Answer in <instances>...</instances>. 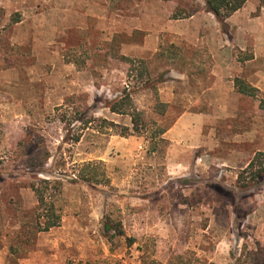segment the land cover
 Here are the masks:
<instances>
[{
	"label": "rangeland",
	"instance_id": "374dc122",
	"mask_svg": "<svg viewBox=\"0 0 264 264\" xmlns=\"http://www.w3.org/2000/svg\"><path fill=\"white\" fill-rule=\"evenodd\" d=\"M87 1L103 18L51 35L43 21L55 7L62 19L70 0H0V264H264V187L236 189L264 153V0H248L224 24L205 0ZM140 13L161 16L171 32L195 16L199 41L165 32L140 56L129 44L145 35L130 32ZM15 14L31 18L21 40ZM236 79L256 96L240 95ZM124 92L142 136L102 123L131 127L107 108ZM76 118L96 120L81 133ZM24 138L48 152L50 178L63 182L60 226L37 235ZM88 162L103 164L106 184L71 181ZM107 220L124 236L109 241Z\"/></svg>",
	"mask_w": 264,
	"mask_h": 264
},
{
	"label": "trees",
	"instance_id": "16d2710c",
	"mask_svg": "<svg viewBox=\"0 0 264 264\" xmlns=\"http://www.w3.org/2000/svg\"><path fill=\"white\" fill-rule=\"evenodd\" d=\"M248 0H205V10L211 13L219 23L224 22L233 14L241 10ZM13 23L19 22V15L15 14ZM118 61L123 63L127 68L128 74L134 71L133 61L120 55ZM138 77L143 78L146 74V68L142 65L138 71ZM235 88L241 95L255 97L257 90L245 83L241 79L235 80ZM107 108L111 113L118 115H126L130 117L131 127H124L102 120L103 124H107L110 128H118V135L121 137L142 136V118L141 113L136 110L133 105L131 95L123 93L122 96L107 104ZM96 118H76L75 121L80 125L81 133L89 128V125ZM166 130H161L159 135L162 136ZM81 136H77L73 142L78 143ZM21 148L30 149L29 154L21 160V168L29 175L32 182L27 186L34 194L36 200V208L34 211V222L31 224L32 234L48 232L49 230L59 227L62 219L61 194L63 190V182L60 178L54 177L52 169L47 168L50 156L47 151L39 149L35 141L26 142L25 138L21 140ZM101 162H88L80 165L81 170L74 176L72 182L79 181L86 184L104 185L108 182ZM255 187H264V153L258 152L249 161L247 166L239 172L236 179V189L239 192H249ZM102 231L104 236L113 241L115 238L123 237L124 233L120 222L113 223L110 220L104 222ZM133 238H126L128 247L135 244Z\"/></svg>",
	"mask_w": 264,
	"mask_h": 264
},
{
	"label": "crops",
	"instance_id": "0c3cea01",
	"mask_svg": "<svg viewBox=\"0 0 264 264\" xmlns=\"http://www.w3.org/2000/svg\"><path fill=\"white\" fill-rule=\"evenodd\" d=\"M99 9H100V5H98L97 3H93V2L90 3L87 0H70V2L67 4V7L65 9V14L63 15L62 19H58L59 8L55 7L51 9L49 12L51 19L49 20V22L43 21V25H46V27H49L50 29L49 33L51 35L55 34L60 28L61 29H75V28L85 29L87 28L89 18H97V19L103 18L102 15H100ZM101 9L104 14L106 10H104L103 7H101ZM172 10L173 9H171L170 12ZM238 12H240V10ZM208 14L213 16L211 13H208ZM25 16H26L25 14H22L21 20H19V22L14 24L15 27H18L16 38L19 40H21V35H23L22 34L23 32H21L22 29L26 27V25L28 24V20H31V18H25ZM143 17L144 15L140 13V15L137 14L134 17L129 18V27H130L131 33L132 32H136V33L144 32L145 33L143 39L141 40V44L140 43H137V44L129 43L131 44L130 45L131 49H136V51L140 50V53H139L141 54L140 56H142L143 53H146L147 55L148 51L155 52L156 49L155 48L153 49V47L157 45L160 37H162L163 33L165 32L173 33L175 37L177 35V37H181L182 39L193 35L196 41H199L198 27L200 28V24L194 21L195 16H192L189 18V20L182 22L184 23L183 25H187L186 29L175 30L172 32L169 29V26L163 22V19L161 18V16L159 15L155 16L151 14L146 17V20H143ZM32 21L35 27V30L33 31V35H37L39 33V31H37V28H36L37 23H38V18L37 17L32 18ZM137 55H134V56H137ZM188 117L189 116H187V114H183L180 118H188Z\"/></svg>",
	"mask_w": 264,
	"mask_h": 264
}]
</instances>
